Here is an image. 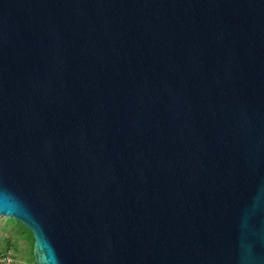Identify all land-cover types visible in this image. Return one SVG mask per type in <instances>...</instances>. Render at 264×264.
Wrapping results in <instances>:
<instances>
[{
  "label": "water",
  "instance_id": "95a60500",
  "mask_svg": "<svg viewBox=\"0 0 264 264\" xmlns=\"http://www.w3.org/2000/svg\"><path fill=\"white\" fill-rule=\"evenodd\" d=\"M0 216L35 264H264V0H0Z\"/></svg>",
  "mask_w": 264,
  "mask_h": 264
},
{
  "label": "rangeland",
  "instance_id": "374dc122",
  "mask_svg": "<svg viewBox=\"0 0 264 264\" xmlns=\"http://www.w3.org/2000/svg\"><path fill=\"white\" fill-rule=\"evenodd\" d=\"M26 229L20 222L0 216V249L9 247L15 255L12 264H33L30 255V242L23 234ZM27 232V231H25Z\"/></svg>",
  "mask_w": 264,
  "mask_h": 264
},
{
  "label": "built area",
  "instance_id": "2783aa9c",
  "mask_svg": "<svg viewBox=\"0 0 264 264\" xmlns=\"http://www.w3.org/2000/svg\"><path fill=\"white\" fill-rule=\"evenodd\" d=\"M15 261V255L10 248L0 249V264H12Z\"/></svg>",
  "mask_w": 264,
  "mask_h": 264
},
{
  "label": "trees",
  "instance_id": "16d2710c",
  "mask_svg": "<svg viewBox=\"0 0 264 264\" xmlns=\"http://www.w3.org/2000/svg\"><path fill=\"white\" fill-rule=\"evenodd\" d=\"M24 230L27 231V232L24 231L23 234L28 238V240L30 242V255H31V259H32L33 264H35L34 258H33V254H32V247H33L32 234H31V232L28 229H24ZM6 248H9V247H6Z\"/></svg>",
  "mask_w": 264,
  "mask_h": 264
}]
</instances>
